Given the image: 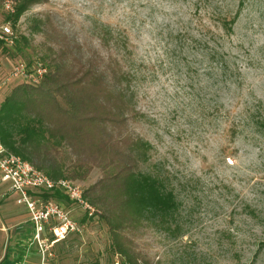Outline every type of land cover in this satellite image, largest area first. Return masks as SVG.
Instances as JSON below:
<instances>
[{
	"label": "rangeland",
	"instance_id": "rangeland-1",
	"mask_svg": "<svg viewBox=\"0 0 264 264\" xmlns=\"http://www.w3.org/2000/svg\"><path fill=\"white\" fill-rule=\"evenodd\" d=\"M5 1L0 25L11 16ZM11 1L16 8L24 0ZM11 24L18 48L0 50V83L8 81L1 103L22 83L8 80L19 61L47 65L43 79L63 58L77 68L105 57L134 69L137 118L105 134L113 136L114 128L116 135L149 142L147 156L136 149L131 160L161 177L179 206L169 223L155 215L126 231L135 263L128 262L97 214L107 210L85 195L102 168L93 164L82 177L79 151L53 137L40 147L42 162L64 175L58 179L76 182L95 211L54 197L78 230L48 244L46 256L32 238L27 264H264V127L238 123L247 106L261 104L264 111V0H30ZM9 188L0 180V192ZM16 199L10 193L0 209L27 213ZM17 223L11 221V231ZM2 244L5 251L24 247L14 237Z\"/></svg>",
	"mask_w": 264,
	"mask_h": 264
},
{
	"label": "trees",
	"instance_id": "trees-1",
	"mask_svg": "<svg viewBox=\"0 0 264 264\" xmlns=\"http://www.w3.org/2000/svg\"><path fill=\"white\" fill-rule=\"evenodd\" d=\"M29 1L24 0L18 5L15 13L5 21H17ZM17 48L18 38L14 46H1L0 50L15 52ZM64 60L56 59L53 72L39 85L22 82L2 101L0 140L9 151L55 179L64 175L44 165L47 158H43L40 150L43 141L53 137L79 151L81 166L85 168L82 177L88 174L93 164L101 167L103 177L85 195L93 206L107 210L103 213L98 209L100 213L97 211V214L110 226L118 252L124 254L128 262L135 263L128 249L126 231L135 222L155 215L160 216V224L169 223L179 207L173 191L165 188L161 177L139 171L135 167L136 159L131 160L136 149H141L145 158L151 147L149 142L132 139L123 132L116 135L114 128L113 136L105 134L109 126L126 127L137 118L134 107L137 74L116 59L106 60L104 57L100 65L89 59L86 63L80 62L78 68ZM252 107L245 108L238 123L244 121L248 125L264 127L262 105ZM30 153L41 162L33 161ZM50 196L60 200L67 198L60 190L45 193V197Z\"/></svg>",
	"mask_w": 264,
	"mask_h": 264
},
{
	"label": "built area",
	"instance_id": "built-area-1",
	"mask_svg": "<svg viewBox=\"0 0 264 264\" xmlns=\"http://www.w3.org/2000/svg\"><path fill=\"white\" fill-rule=\"evenodd\" d=\"M4 9L11 14L16 11L11 0L4 2ZM17 38L10 21H5L0 25V49L1 46H14ZM48 72V66L42 62L30 65L19 61L13 66L8 80L17 79L33 84L40 82ZM7 83V79L0 83V91L6 87ZM0 180L9 182L8 192L16 195L18 204L26 206L34 228L32 238L38 242L40 252L44 256L51 255L48 246L52 247L55 243L64 240L70 233L78 230L76 221L71 219L69 211L63 203L53 196L45 197V193L53 194L56 190H60L67 195L70 201L84 207L89 214L92 215L95 211L94 207L85 199L83 190L76 182L67 178H52L28 160L9 151L1 140ZM45 232L51 235V238L45 236ZM42 264L49 263L44 260Z\"/></svg>",
	"mask_w": 264,
	"mask_h": 264
},
{
	"label": "crops",
	"instance_id": "crops-1",
	"mask_svg": "<svg viewBox=\"0 0 264 264\" xmlns=\"http://www.w3.org/2000/svg\"><path fill=\"white\" fill-rule=\"evenodd\" d=\"M2 182V181H1ZM7 191L0 192V205L4 201V199H7L9 197L10 192ZM4 194L8 195L7 197L4 196ZM2 212V214H1ZM4 213V214H3ZM17 220H19V223L15 225V229L11 231L12 227H10L11 221L14 223ZM25 225V226H24ZM9 229L6 230L5 228ZM34 228L33 224L30 221V214L29 212L25 214H20L18 212L9 210V207L2 206V209H0V240H5V238L14 237L16 239L20 240L21 245L26 248L18 247V249H11V254L8 251H5V245L2 244L0 247V264L7 260L9 258V255L13 258L9 264H27L28 263V256L30 255L31 245H29V242L32 240ZM11 233V236H10ZM6 252L5 258L4 254ZM33 252V251H32Z\"/></svg>",
	"mask_w": 264,
	"mask_h": 264
}]
</instances>
